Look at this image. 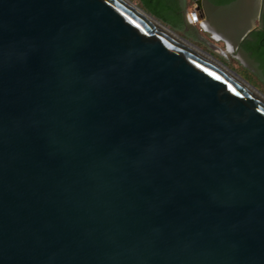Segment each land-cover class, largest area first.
<instances>
[{
    "label": "water",
    "instance_id": "water-1",
    "mask_svg": "<svg viewBox=\"0 0 264 264\" xmlns=\"http://www.w3.org/2000/svg\"><path fill=\"white\" fill-rule=\"evenodd\" d=\"M0 264H264V104L120 0H0Z\"/></svg>",
    "mask_w": 264,
    "mask_h": 264
},
{
    "label": "flooded vegetation",
    "instance_id": "flooded-vegetation-1",
    "mask_svg": "<svg viewBox=\"0 0 264 264\" xmlns=\"http://www.w3.org/2000/svg\"><path fill=\"white\" fill-rule=\"evenodd\" d=\"M196 1L199 3L200 28L214 41L222 42L227 51L234 52L246 66L254 64L246 46L255 40V32L263 29L264 0Z\"/></svg>",
    "mask_w": 264,
    "mask_h": 264
},
{
    "label": "rangeland",
    "instance_id": "rangeland-1",
    "mask_svg": "<svg viewBox=\"0 0 264 264\" xmlns=\"http://www.w3.org/2000/svg\"><path fill=\"white\" fill-rule=\"evenodd\" d=\"M138 4L139 0H131ZM198 13V14H197ZM199 3L196 0H187L185 15L188 19L189 26L192 28V35H185L182 31H176L179 35L185 37L189 41L196 44L199 48L213 54L215 57L223 61L231 69L239 73L248 82L254 85L260 92L264 94V82L260 79V74L255 63L246 66L235 55L234 52H228L222 42L214 41L212 37L200 28ZM197 17L195 18V16ZM198 19V20H197ZM197 20V21H196ZM167 25V24H166ZM169 26V25H168ZM170 27V26H169ZM197 35L194 37V35Z\"/></svg>",
    "mask_w": 264,
    "mask_h": 264
},
{
    "label": "trees",
    "instance_id": "trees-1",
    "mask_svg": "<svg viewBox=\"0 0 264 264\" xmlns=\"http://www.w3.org/2000/svg\"><path fill=\"white\" fill-rule=\"evenodd\" d=\"M139 2L143 9L172 29L182 31L185 35H192V28L185 16L187 0H139ZM255 36V40L246 46V50L254 58L260 79L264 82V26L255 32Z\"/></svg>",
    "mask_w": 264,
    "mask_h": 264
},
{
    "label": "bare ground",
    "instance_id": "bare-ground-1",
    "mask_svg": "<svg viewBox=\"0 0 264 264\" xmlns=\"http://www.w3.org/2000/svg\"><path fill=\"white\" fill-rule=\"evenodd\" d=\"M128 7H130L135 13L140 15L147 23L153 26L155 29L165 33L175 41L179 42L181 45H184L187 48H190L200 54L201 56L205 57L221 69H223L229 76L235 79L241 86L245 87L246 90L257 99H259L264 104V94L253 87L248 81L244 80L242 77L238 76L229 66H227L224 62L220 59L216 58L213 54L199 48L193 42H190L183 36L179 35L176 31L172 30L169 26H166L161 21H159L154 16L147 13L142 7L131 0H120Z\"/></svg>",
    "mask_w": 264,
    "mask_h": 264
}]
</instances>
